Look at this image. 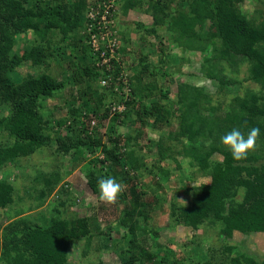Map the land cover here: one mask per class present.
Here are the masks:
<instances>
[{
  "label": "trees",
  "instance_id": "trees-1",
  "mask_svg": "<svg viewBox=\"0 0 264 264\" xmlns=\"http://www.w3.org/2000/svg\"><path fill=\"white\" fill-rule=\"evenodd\" d=\"M243 1L119 0L122 14L145 11L154 18L151 26L135 23V28L143 26L156 45L123 69L130 99L126 110L116 113L109 108L111 91L98 85L103 66L89 43L94 31L87 32L86 0H0V215L6 221L0 225V264H70L69 251L81 242V264H94L85 259L91 241L110 228L101 231L95 218L71 212L68 186L59 185L84 161L90 166L85 176L92 192H97L99 178L115 177L125 186L121 196L128 203L117 219L125 233L96 240L94 253L109 239L120 264H264V256L228 242L235 233L264 234V13L257 7L248 17L241 10ZM177 2L182 8L172 13ZM116 29L119 55L130 56L126 28ZM164 42L178 49L176 63H168ZM187 52L201 55L198 72L223 96L242 81L256 88L231 95L223 104L213 102L204 87L181 81L169 97L163 83L179 73L176 66ZM241 64L247 72L238 80L229 73H237ZM23 66L29 72L22 74ZM66 88L68 95L60 96ZM54 101L62 111L56 120L50 106ZM106 119L108 128L101 131ZM117 125L126 126V133L119 134ZM253 127L260 129L256 150L234 160L221 137L234 128L247 135ZM144 128L157 133V139L145 134L142 139ZM42 149L50 151L46 155L53 169L36 173L27 189L16 190L2 171ZM67 157L71 169L63 166ZM182 162L187 180L208 181L184 189L182 197L174 190L167 200L163 185L178 175L175 171L182 173ZM53 192L48 212H39L48 213L47 223L32 221L15 204L17 195L38 207ZM180 198L187 203H179ZM156 204L168 206L169 229L183 225L192 230L187 244L157 242L159 228L148 223ZM157 249L165 254L158 257Z\"/></svg>",
  "mask_w": 264,
  "mask_h": 264
},
{
  "label": "rangeland",
  "instance_id": "rangeland-1",
  "mask_svg": "<svg viewBox=\"0 0 264 264\" xmlns=\"http://www.w3.org/2000/svg\"><path fill=\"white\" fill-rule=\"evenodd\" d=\"M264 3L259 0H244L240 6L241 10L249 16L252 15L253 12L257 9H261L264 13ZM182 8V5L180 3H175L173 6H171V12L174 13L176 8ZM264 18V17H263ZM82 20V15H81ZM116 23L118 25V29L121 28L122 30L126 28L128 43L126 44L127 49L130 50V56L125 55L123 56V62L124 66L123 69L127 71L129 68V65L131 64L132 57H136L138 53H146V52H152L155 48L156 41L153 39L151 35L144 34L142 27L143 26H151L154 22V18L147 14L145 11H132L129 12V14H122L120 11H118ZM131 25L129 26V23ZM165 22H168V19H165ZM135 23H140L143 26L140 27V29L135 28ZM144 36V40L141 39V36ZM29 38H32V36L29 34ZM164 40V36L162 37ZM165 44L167 42H164ZM168 46V56L170 57L171 61H168V63H176L177 58L179 56V51L174 45ZM131 57V58H130ZM152 60L156 62L157 58L155 55H152ZM201 60V55L196 52H189L185 53L183 56L181 64L176 66V68L179 70V73H176L172 77V82H168L165 80L163 83L164 88H167L169 90V97H173L176 92V83L185 81L190 82L192 84H195L200 87H204L205 90L212 95L213 102H226L231 95L242 94L243 91L246 88L255 89V85L252 84L249 81H242L239 85V87H230V90L226 91L225 93H228L227 96H223V93H219L216 90L215 85L210 82L209 80H206L203 78L200 73L198 72L199 63ZM174 61V62H173ZM51 66L54 67V64ZM52 67V68H53ZM247 65L241 64L238 69L237 73L230 72L231 76L237 78L238 80H242L246 76V70ZM20 71L22 74H25L26 72H29L28 67L23 66L20 68ZM56 79H61L59 75L56 76ZM70 89L66 90L60 94V96L64 97L65 95H68ZM63 98H60L62 100ZM163 103H167L166 100H162ZM224 104V103H223ZM57 102L54 101V103H51L50 106L54 107V119L56 120L61 114V110H57ZM108 120H103L100 125V130L104 131L107 130L106 126L108 125ZM172 128L175 129V126L173 125ZM115 130L119 134H125L127 131V127L124 125H117ZM60 132V131H59ZM61 134H65L64 129L61 130ZM147 136V138H151L153 140L157 139L158 134L155 132H151L149 129L144 128L142 129V139H146L144 137ZM102 137V136H101ZM101 141L106 142V137L103 136ZM107 144L109 145L108 141ZM152 151V148H151ZM149 152L150 154L152 152ZM50 151L44 152V149L36 151L33 155V157L30 159H24L20 161V165L16 168L12 165H8V167H5L4 171H2L1 175L8 180L9 182H12L15 185L16 190H19L20 192L24 189H27L28 186H30L31 180L33 176L38 172H48L51 169H53V164L49 159V156L46 155V153H49ZM29 158V157H27ZM183 163V162H182ZM64 168L65 169H71L70 167L74 166L73 163L69 160V157L64 161ZM90 166L84 161L80 165L76 166L74 169H71V173L67 176H64L62 180L60 181L59 185L67 184L69 188H72L69 190L70 196L72 197L73 203L71 204V207L69 208L71 212L75 213L76 216L79 217H91L95 218L96 223L99 225L100 230L104 231L105 228L109 227L110 232L106 233L111 239L112 238H119L123 233H125V229L119 228L117 225V219L121 215L122 211L128 207V203L126 200L122 199V196L120 194L117 202L115 204H106L99 200V187L97 189V192L94 193L89 188V186L86 183V173L88 171V168ZM170 167H173L170 166ZM175 171L174 173L178 174L173 177L171 176V180L169 182H165L164 187V193L162 195L165 196L167 200L173 198V194L175 193L174 190H177L178 192H182L180 196L187 195L184 193V189H188L189 187L193 185H197L201 182H207V178H198V179H190L187 180L184 176L188 173V167L186 163H183L182 170ZM12 175H15L12 179ZM55 192L52 193L51 196H49L43 204L38 207H34L31 200L28 199V197L23 198H17L16 195L15 198V204L19 205L22 210L23 214L25 216H28L32 221H37L36 223H47L50 219L48 216V213H39L41 210L48 212L50 205L54 203L55 198ZM182 199H179V203L185 205L186 203H183L181 201ZM166 204V203H165ZM29 207V208H28ZM164 207V209H162ZM150 213V219L148 223L152 225L153 227L159 228V240L157 241L159 244H163L166 246H170L171 243L176 241V243L179 245V242L188 243V240L191 236L192 230L188 227H185L183 225H178L174 229H169L167 227L168 223V206L164 205L161 206L160 204L153 205L151 209L149 210ZM0 225H4L6 223L5 218L0 215ZM106 232V230H105ZM105 235L102 237H98V235L95 233V236L93 240L91 241V249L88 251L85 259L89 260L90 262L94 264H120V261L118 259L117 253L114 251V245L111 243L112 241L108 239L107 243L103 245L99 252L94 253L93 248H95V245H98L97 241L104 242ZM214 235V231H213ZM219 241L214 239V243L217 244ZM230 244H239L241 249L243 251H247L252 255H255L258 258H261L264 256V234H256V235H250V236H243L240 234L235 233L231 239L228 240ZM150 244V241H148ZM81 246L82 242L79 243L76 247H73L69 251V262L70 264H81L83 263V258L80 255L81 253ZM156 253L158 254V257H162L165 253L163 250L157 249ZM98 258V260H97Z\"/></svg>",
  "mask_w": 264,
  "mask_h": 264
},
{
  "label": "built area",
  "instance_id": "built-area-1",
  "mask_svg": "<svg viewBox=\"0 0 264 264\" xmlns=\"http://www.w3.org/2000/svg\"><path fill=\"white\" fill-rule=\"evenodd\" d=\"M119 11V0H86L85 19L87 32L93 31L89 42L98 53V64L103 66L101 73L105 78L99 80V86L107 87L111 92L110 112L121 113L126 110L125 101L130 99V88L126 72L119 57V40L117 36L116 18ZM121 71L115 74V67ZM119 83L122 85L119 86ZM116 98V99H115ZM95 125V121H91Z\"/></svg>",
  "mask_w": 264,
  "mask_h": 264
},
{
  "label": "clouds",
  "instance_id": "clouds-1",
  "mask_svg": "<svg viewBox=\"0 0 264 264\" xmlns=\"http://www.w3.org/2000/svg\"><path fill=\"white\" fill-rule=\"evenodd\" d=\"M129 12H131V10L128 11L127 14ZM120 46L121 45L119 44V47ZM123 56L119 55L120 62L124 66ZM115 68L118 67L116 66ZM106 75L104 76V73H102L101 78H105ZM101 78L97 80L98 85H99V80ZM259 137H260V129L258 127L251 128L247 133V135H245V133H243L240 129L234 128L221 137V143L230 150L233 159L239 161L246 159L250 152L256 150L257 140ZM97 183L99 187V200L106 204H110V205L115 204L120 194L123 191H125V186L119 183L115 177H111V176L107 178L101 177L98 179ZM68 189L70 190L72 188L68 187ZM181 201L183 203H186L183 200Z\"/></svg>",
  "mask_w": 264,
  "mask_h": 264
},
{
  "label": "crops",
  "instance_id": "crops-1",
  "mask_svg": "<svg viewBox=\"0 0 264 264\" xmlns=\"http://www.w3.org/2000/svg\"><path fill=\"white\" fill-rule=\"evenodd\" d=\"M129 14V13H128Z\"/></svg>",
  "mask_w": 264,
  "mask_h": 264
}]
</instances>
